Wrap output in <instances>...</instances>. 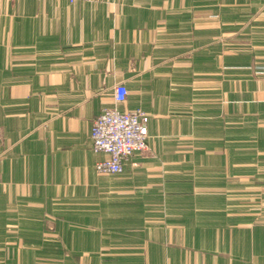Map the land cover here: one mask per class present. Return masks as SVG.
<instances>
[{"label":"crops","instance_id":"obj_1","mask_svg":"<svg viewBox=\"0 0 264 264\" xmlns=\"http://www.w3.org/2000/svg\"><path fill=\"white\" fill-rule=\"evenodd\" d=\"M264 0H0V264H264ZM148 114L98 174L93 118Z\"/></svg>","mask_w":264,"mask_h":264},{"label":"built area","instance_id":"obj_2","mask_svg":"<svg viewBox=\"0 0 264 264\" xmlns=\"http://www.w3.org/2000/svg\"><path fill=\"white\" fill-rule=\"evenodd\" d=\"M260 69L264 70V66ZM127 94L126 86L122 82L116 83L112 88L115 104L103 108L91 121V148L105 155L94 164L97 173L119 174L130 156L148 149V114L139 107L128 110L117 107L126 100Z\"/></svg>","mask_w":264,"mask_h":264},{"label":"rangeland","instance_id":"obj_3","mask_svg":"<svg viewBox=\"0 0 264 264\" xmlns=\"http://www.w3.org/2000/svg\"><path fill=\"white\" fill-rule=\"evenodd\" d=\"M97 173V172H96ZM98 174H102V173H98Z\"/></svg>","mask_w":264,"mask_h":264}]
</instances>
